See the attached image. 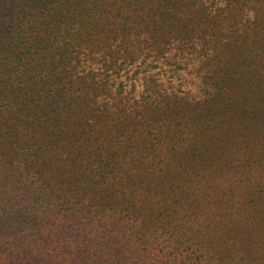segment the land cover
I'll list each match as a JSON object with an SVG mask.
<instances>
[{
    "label": "trees",
    "instance_id": "obj_1",
    "mask_svg": "<svg viewBox=\"0 0 264 264\" xmlns=\"http://www.w3.org/2000/svg\"><path fill=\"white\" fill-rule=\"evenodd\" d=\"M263 44L264 0H0V264H247L252 255L264 264V248L233 241L215 251L205 233L183 255L190 237L174 234L181 211L170 201L178 191L198 199L201 187L161 150L157 129H173L172 112L146 116L166 92L152 70L197 63L212 106L205 131L218 100L223 115L233 100L262 114L264 66L253 53ZM248 78L259 86L253 105L243 91L236 98ZM126 126L140 132L131 149L118 147Z\"/></svg>",
    "mask_w": 264,
    "mask_h": 264
},
{
    "label": "rangeland",
    "instance_id": "obj_2",
    "mask_svg": "<svg viewBox=\"0 0 264 264\" xmlns=\"http://www.w3.org/2000/svg\"><path fill=\"white\" fill-rule=\"evenodd\" d=\"M250 20H253V15L250 16ZM253 31V29L249 31V36L253 35ZM248 44L250 45L249 42ZM225 46L223 44L217 48L222 49L219 55L222 56L221 60L224 62L228 61L226 55L229 54L228 50L224 49ZM263 46L257 48L253 56L259 55L264 66ZM196 68H200L199 63L188 68L184 66L182 69H177L178 71L173 75L171 73L166 75L164 71H159V68L152 70L154 74L161 73L160 82L164 84L163 90L166 92H163L154 103L158 105V110L152 108L154 112L151 113L150 110L146 115L152 118L156 116L162 118L172 112L173 129L177 132L164 126L157 129L164 136L161 150L165 153H162L170 157L173 155L175 159L168 161L170 165L175 166L173 168L178 169V165L181 164L188 165V171L186 175H183L184 181L191 180L187 183L196 191L198 187H201L198 199L188 200L187 193L178 191L175 200L170 201L173 209H176L173 211L174 214L176 211H181L179 216L174 217L179 220L178 224L182 230L181 232L175 231L174 234L182 237L187 233L190 237L189 240L180 243L179 249L183 255L191 253L198 246L199 236L205 233L204 239H200L209 243L215 251L221 248L219 243L232 244L233 241L240 246L260 250L264 248V104L262 114L255 113V111L245 114L246 109L250 107H243L242 103L234 105L236 103L233 100L231 112L223 115V111L220 112L217 107L222 105V102L219 103L218 100L213 107L216 110L209 113V116H215L214 126L205 131L202 125L205 124L207 111L212 106H210V100L203 96V80L194 72ZM247 81L251 84L236 91V98H239V91H243L242 96L250 98L249 105H253L256 101L259 102V86H252V78H248ZM251 86L254 90L252 92L247 90V87ZM128 88H131L130 85ZM137 91L141 93L143 88L138 86ZM205 100L207 102H203ZM196 101H201L203 104L200 111L195 107ZM166 104L170 106V109ZM173 107L175 110L172 109ZM156 111L157 115H155ZM126 115L127 113L124 116ZM126 128L123 132H126L128 136L122 139L118 147L130 146L131 149L133 147L130 141L133 133L131 131L133 130L134 135L139 134V136L140 132L135 131L134 127L126 126ZM149 134L150 132L148 136ZM182 134H188V137L184 138ZM138 142L140 141L135 136L133 144ZM196 146L199 147L198 151L201 153H197L194 149ZM184 151H186L185 154ZM197 171L202 172L200 181L199 175H192ZM170 177L167 179L169 182L181 181V176L171 175ZM189 216L196 218L191 225L188 221ZM212 217H217V220L211 221ZM218 218L226 222L221 223ZM207 221L213 224L212 227L208 226L210 228L206 231L201 228L205 227ZM176 224L177 221L173 219L170 224L171 228H176ZM168 245L172 246L169 242ZM255 256L252 255L247 264H258ZM223 260L225 264L236 262L233 257L223 258Z\"/></svg>",
    "mask_w": 264,
    "mask_h": 264
}]
</instances>
